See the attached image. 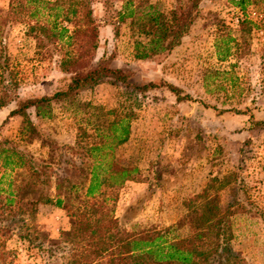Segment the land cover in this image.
Masks as SVG:
<instances>
[{
	"label": "rangeland",
	"instance_id": "rangeland-1",
	"mask_svg": "<svg viewBox=\"0 0 264 264\" xmlns=\"http://www.w3.org/2000/svg\"><path fill=\"white\" fill-rule=\"evenodd\" d=\"M8 3L0 0V12ZM190 3L109 0L106 8L101 0H95L94 16L100 23L95 54L96 58L111 55L110 65L130 70L137 83L165 79L193 100L178 101L174 94L155 89L136 101L125 87L102 82L53 101L49 118L39 120L30 112L36 124L34 132L20 118L10 120L0 131L35 163L47 164L46 175L51 181L41 188L54 195L56 177L73 163H83L82 147L92 141L96 125L102 127L116 113L134 112L135 134L130 143L117 147V159L122 162L133 156L141 172L138 180L126 181L113 192L117 199L110 206L120 227L115 230L114 243L124 230H159L182 222L190 209L187 203L213 176L236 172V182L220 191L225 208L239 186V202L233 205L236 211L231 218V244L247 264H264V127L247 128L246 121L249 111L264 120V0H248L244 9L231 0H201L198 16L178 45L169 52L138 59L136 41H146L153 33H139L132 21L156 12L166 19L172 9L180 5L186 10ZM128 9H134L135 16L121 20L118 13ZM146 28L153 30L155 26ZM5 42L21 97L67 89L71 74L55 65L60 55L38 50L36 40L24 34L22 25L6 26ZM198 100L224 111L206 108ZM15 106L14 101L0 109V123ZM2 172L0 168V176ZM73 173L72 181H80L82 176ZM22 176L25 173L18 169L7 170L5 177L21 188ZM105 189L111 196L113 190ZM20 191L24 196L37 195L27 188ZM35 207L34 215H15V221L10 222L11 216L2 222L11 228L0 245L2 256L8 255L2 264H49L39 242L48 247L49 239L58 240L60 232L70 228L65 210L44 203ZM181 232L189 235L186 222Z\"/></svg>",
	"mask_w": 264,
	"mask_h": 264
},
{
	"label": "trees",
	"instance_id": "trees-1",
	"mask_svg": "<svg viewBox=\"0 0 264 264\" xmlns=\"http://www.w3.org/2000/svg\"><path fill=\"white\" fill-rule=\"evenodd\" d=\"M200 1L190 0L186 10L179 5L169 12L166 19L160 12L139 15V21L134 20L131 24H137L141 34H153L146 41H136L135 56L146 59L153 54L169 52L178 45L198 16ZM94 2L9 0L6 9L0 12V109L14 101L16 106L1 121L0 127L12 119L20 118L34 132L36 124L30 112L39 120L49 118V107L53 101L74 96L102 82L125 87L136 101L155 89L174 94L178 101L193 100L190 95H182L180 87L165 79L135 82L130 70L110 65L111 55L96 58L100 23L94 16ZM101 2L106 8L109 6V0ZM231 2L244 9L248 0ZM118 14L123 20L125 16H135V11L128 9V12ZM12 24L22 25L24 34L36 40L38 50L60 55L55 65L60 71L71 74L66 90L56 91L52 95L20 96L19 81L11 68L5 42L6 26ZM147 25H154L155 28L147 30ZM226 55L223 53L222 58ZM200 102L206 108L216 109L218 113L224 111L205 101ZM234 111L245 112L240 109ZM134 119V112L126 115L116 113L102 127L96 125L95 133L91 135L92 141L82 147L83 163H73L70 169L67 168L65 173L56 177L54 195L43 192L41 188L51 181L46 175L47 164L35 163L31 155L23 149L19 150V144L3 137L0 131V168L3 169L0 176V245H4L11 232V228L2 223L4 220L12 216V222L16 220L15 215H34L36 204L44 203L65 210L70 218V228L62 230L58 240L49 239L48 247L41 242L38 244L49 264H247L231 244V218L236 211L233 205L239 202V186L233 190L232 198L225 208H222L220 196L225 186L236 182V172L213 176L187 203L190 209L182 222L159 230L122 229L124 231L119 242L114 243L115 230L120 227L110 206V202L117 199V193L113 192L126 181L138 180L141 172L133 156L129 159L128 155L122 162L117 159V147L130 143L135 134ZM246 121L247 128L264 127V120L255 118L250 111ZM18 169L25 173L21 188L37 193L36 196L21 195L20 185L5 177L7 170ZM73 172L82 176L80 181H72ZM14 186H17L16 189ZM105 188L113 190L111 196L107 195ZM198 200L197 207H192ZM185 222L190 230L186 236L181 232ZM3 252L0 249L1 256ZM54 254L57 257L53 258ZM7 259L8 255L0 257V264Z\"/></svg>",
	"mask_w": 264,
	"mask_h": 264
}]
</instances>
